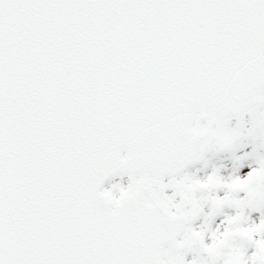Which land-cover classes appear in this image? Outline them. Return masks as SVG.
<instances>
[{"label":"snow or ice","instance_id":"snow-or-ice-1","mask_svg":"<svg viewBox=\"0 0 264 264\" xmlns=\"http://www.w3.org/2000/svg\"><path fill=\"white\" fill-rule=\"evenodd\" d=\"M262 149L264 0H0V264H264Z\"/></svg>","mask_w":264,"mask_h":264},{"label":"rangeland","instance_id":"rangeland-1","mask_svg":"<svg viewBox=\"0 0 264 264\" xmlns=\"http://www.w3.org/2000/svg\"><path fill=\"white\" fill-rule=\"evenodd\" d=\"M232 123L234 124L235 120H232ZM251 151H252V145L246 144L242 148H237L235 150V155L236 156H243L244 153L251 152ZM262 151H264V149H262ZM232 156H233V154L231 152H228V151L219 152V153L211 156V160H210V163L208 164V166L205 167V166H202L201 164L198 163L196 165V167L192 168L190 171H196V169H199V171H197L196 174L200 177H203L204 175L207 174V172L211 171V165L213 163H215L217 165H224V167H222L220 169L221 173L224 176H228L229 174H234V175H239L241 177H244L248 172L251 171V168L253 166H255V161L252 157H245L239 163V166L234 168V161H233ZM117 184H123V182H118ZM221 194H222V192H221ZM204 211L205 212L208 211L207 205L205 206ZM245 211L251 217V220H253L255 222H259L260 211H258V210H247V209ZM224 212H227L228 214H234L235 209L225 208L223 210V212L215 215L212 218L210 227L215 228V226L220 223V221L224 218ZM203 219H204L203 216L199 217L196 220L195 224L199 225V224L203 223ZM205 240H206V242H210V235L206 234ZM253 250L254 249L252 246L249 245L247 247L248 253H251ZM191 257L192 256H190L188 259H191Z\"/></svg>","mask_w":264,"mask_h":264},{"label":"water","instance_id":"water-1","mask_svg":"<svg viewBox=\"0 0 264 264\" xmlns=\"http://www.w3.org/2000/svg\"><path fill=\"white\" fill-rule=\"evenodd\" d=\"M125 175H127V174H125ZM114 177H112V178H108V179H105V181H104V183H103V187H104V185L106 184V182L107 181H109V180H111V179H113ZM191 252H189L187 255H186V258H187V256L190 254Z\"/></svg>","mask_w":264,"mask_h":264},{"label":"flooded vegetation","instance_id":"flooded-vegetation-1","mask_svg":"<svg viewBox=\"0 0 264 264\" xmlns=\"http://www.w3.org/2000/svg\"><path fill=\"white\" fill-rule=\"evenodd\" d=\"M171 191H172V190L170 189V193H171ZM117 194H118V191H117Z\"/></svg>","mask_w":264,"mask_h":264}]
</instances>
